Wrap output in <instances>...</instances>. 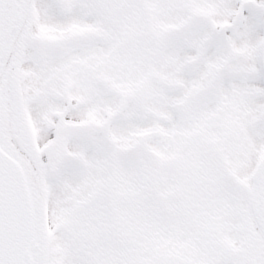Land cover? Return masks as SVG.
Wrapping results in <instances>:
<instances>
[{"label":"snow or ice","instance_id":"snow-or-ice-1","mask_svg":"<svg viewBox=\"0 0 264 264\" xmlns=\"http://www.w3.org/2000/svg\"><path fill=\"white\" fill-rule=\"evenodd\" d=\"M0 264H264V0H0Z\"/></svg>","mask_w":264,"mask_h":264}]
</instances>
